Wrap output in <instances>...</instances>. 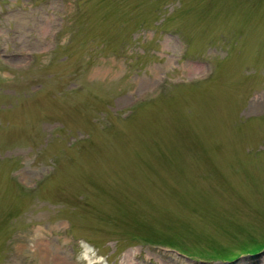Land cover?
<instances>
[{
	"label": "rangeland",
	"instance_id": "374dc122",
	"mask_svg": "<svg viewBox=\"0 0 264 264\" xmlns=\"http://www.w3.org/2000/svg\"><path fill=\"white\" fill-rule=\"evenodd\" d=\"M0 264H264V0H0Z\"/></svg>",
	"mask_w": 264,
	"mask_h": 264
}]
</instances>
